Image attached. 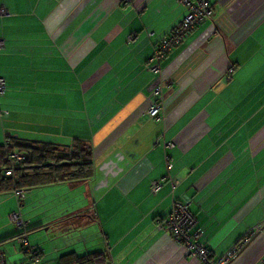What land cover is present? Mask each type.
<instances>
[{
  "label": "crops",
  "instance_id": "0c3cea01",
  "mask_svg": "<svg viewBox=\"0 0 264 264\" xmlns=\"http://www.w3.org/2000/svg\"><path fill=\"white\" fill-rule=\"evenodd\" d=\"M0 9V144L79 138L93 148L89 179L31 187L20 204L0 193L7 215L19 208L46 231L35 242L45 264L97 250L108 264H202L160 222L184 199L213 255L254 229L228 264H264V0L215 2L154 75L145 67L184 17L178 0H0ZM157 77L159 119L148 113Z\"/></svg>",
  "mask_w": 264,
  "mask_h": 264
},
{
  "label": "trees",
  "instance_id": "16d2710c",
  "mask_svg": "<svg viewBox=\"0 0 264 264\" xmlns=\"http://www.w3.org/2000/svg\"><path fill=\"white\" fill-rule=\"evenodd\" d=\"M155 99L154 97L153 102ZM10 152L20 153L23 157L12 162L8 158ZM93 172V148L88 142L79 138L73 139L68 144H57L8 136L0 144V193H12L15 196V191L17 190L26 191L39 185L64 181H82L89 179ZM15 198L18 204L22 202V199H18L17 196ZM73 217L76 216H69L68 218ZM22 219L23 223L19 226L13 223L16 228L22 229V231L1 239L0 243L14 237L20 238V249L25 257L14 264H22L28 255L25 252V246L22 244V238H25L29 245L35 247L38 255V264H40L42 249L39 245L29 243L26 234V232L37 230L39 227L27 228L28 222L23 217ZM163 219H160V222ZM107 261V252L105 250L82 254L69 251L59 255L55 259V264H108Z\"/></svg>",
  "mask_w": 264,
  "mask_h": 264
},
{
  "label": "built area",
  "instance_id": "2783aa9c",
  "mask_svg": "<svg viewBox=\"0 0 264 264\" xmlns=\"http://www.w3.org/2000/svg\"><path fill=\"white\" fill-rule=\"evenodd\" d=\"M131 0H123L126 4ZM179 3L184 6L186 13L181 21L172 27V29L163 36L155 45V48L149 57L146 64V71L154 75L160 71V62L168 54V52L176 45L180 44L187 36V34L198 24L205 19L209 18L213 11V4L218 0H178ZM6 13L5 9H0V14ZM150 37L151 33H147ZM134 37L129 36V39ZM3 47V41L0 40V49ZM162 81L160 78H155L151 86L149 87L151 94L156 98L150 105L148 113L150 116L159 119L165 118L160 113L162 108ZM6 87L5 80L0 77V93L4 91ZM167 147H171L172 143L167 142ZM23 157L22 154L17 152H10L8 158L13 162L20 160ZM172 165L170 160H167V168ZM160 185V182H153L151 190L156 191ZM24 190L15 191V196L18 199H22L24 196ZM190 200H176L173 201L169 212L161 221L162 225L169 231L172 240L178 245L184 247L185 253L188 256L196 259L202 264H228L231 259L240 251V249L246 244V242L253 236L254 229L246 232L245 236L237 243L220 256L212 254L209 248L201 240V231L195 228V217L190 210ZM20 206V205H19ZM9 220L15 225L19 226L23 223L22 215L19 208L9 213ZM259 228V226H257ZM22 244L25 246V252L28 253L27 258L22 264H38V255L34 246L29 245L25 238H22ZM0 264H5V257L0 252Z\"/></svg>",
  "mask_w": 264,
  "mask_h": 264
},
{
  "label": "rangeland",
  "instance_id": "374dc122",
  "mask_svg": "<svg viewBox=\"0 0 264 264\" xmlns=\"http://www.w3.org/2000/svg\"><path fill=\"white\" fill-rule=\"evenodd\" d=\"M25 195H27V192L25 193ZM4 210H6V207H4V205L1 204L0 205V236L4 237L5 235H7L8 237L18 232H21L22 229L16 228V226L9 220V216L7 215V212H5ZM32 226L33 224L32 222H30L28 223L27 228H33L34 226L33 227ZM163 227L166 229L165 226ZM26 234L28 236L29 243H35L36 241L41 239V236H44V238L47 237L45 230H38V229L31 230V231L26 232ZM20 240H21L20 238L14 237L7 241H4L3 243H0V252L4 254L6 264H14L17 261L22 260L25 257V255L23 254V251L20 249L21 247ZM37 244L39 245V243ZM46 246L49 247L48 242H46ZM44 262L46 261L43 260L42 257H40V264H45ZM48 263L52 264V262H49V261Z\"/></svg>",
  "mask_w": 264,
  "mask_h": 264
},
{
  "label": "water",
  "instance_id": "95a60500",
  "mask_svg": "<svg viewBox=\"0 0 264 264\" xmlns=\"http://www.w3.org/2000/svg\"><path fill=\"white\" fill-rule=\"evenodd\" d=\"M246 244H247V243H246ZM244 246H245V245H244ZM244 246H243V247H244ZM243 247H242V248H243ZM242 248H241V249H242ZM241 249H240V250H241Z\"/></svg>",
  "mask_w": 264,
  "mask_h": 264
}]
</instances>
